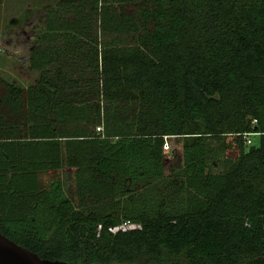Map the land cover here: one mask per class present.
<instances>
[{
    "label": "trees",
    "instance_id": "obj_1",
    "mask_svg": "<svg viewBox=\"0 0 264 264\" xmlns=\"http://www.w3.org/2000/svg\"><path fill=\"white\" fill-rule=\"evenodd\" d=\"M45 13L37 81L0 76V231L72 264H264V0Z\"/></svg>",
    "mask_w": 264,
    "mask_h": 264
},
{
    "label": "rangeland",
    "instance_id": "obj_2",
    "mask_svg": "<svg viewBox=\"0 0 264 264\" xmlns=\"http://www.w3.org/2000/svg\"><path fill=\"white\" fill-rule=\"evenodd\" d=\"M56 0H0V76L23 86L34 84L39 71L27 65V51L39 30L44 28L45 8ZM93 30L98 31L99 21L92 20ZM107 38L108 36H104ZM62 42V39L60 40ZM87 74L93 73L86 70ZM101 126V124H99ZM97 129V127L95 126ZM253 139V138H252ZM170 152L165 155V171L182 163L181 138L170 137ZM169 180L156 186L161 191L169 189ZM128 264V263H113Z\"/></svg>",
    "mask_w": 264,
    "mask_h": 264
},
{
    "label": "water",
    "instance_id": "obj_3",
    "mask_svg": "<svg viewBox=\"0 0 264 264\" xmlns=\"http://www.w3.org/2000/svg\"><path fill=\"white\" fill-rule=\"evenodd\" d=\"M0 264H72L65 260L41 258L0 231Z\"/></svg>",
    "mask_w": 264,
    "mask_h": 264
},
{
    "label": "built area",
    "instance_id": "obj_4",
    "mask_svg": "<svg viewBox=\"0 0 264 264\" xmlns=\"http://www.w3.org/2000/svg\"><path fill=\"white\" fill-rule=\"evenodd\" d=\"M97 129H100V127L97 126ZM243 135L246 137V139H245L246 143L249 144L252 141L250 135H247L245 133ZM170 137H172V136H167V135L164 136V142H163V145H162V149H163V152H164L165 155L167 154V152H170V150H171V146H170L169 140H168ZM135 225L136 224H134L132 222L124 221L121 224L116 225L115 227H112L111 229L112 230H116V229H127V228L134 227Z\"/></svg>",
    "mask_w": 264,
    "mask_h": 264
}]
</instances>
